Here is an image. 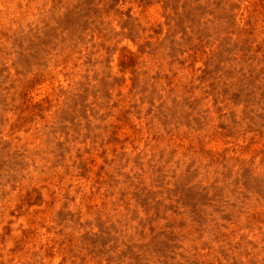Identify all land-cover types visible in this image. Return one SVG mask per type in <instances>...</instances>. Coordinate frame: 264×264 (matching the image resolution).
Listing matches in <instances>:
<instances>
[{
	"label": "rangeland",
	"instance_id": "obj_1",
	"mask_svg": "<svg viewBox=\"0 0 264 264\" xmlns=\"http://www.w3.org/2000/svg\"><path fill=\"white\" fill-rule=\"evenodd\" d=\"M0 264H264V0H0Z\"/></svg>",
	"mask_w": 264,
	"mask_h": 264
}]
</instances>
